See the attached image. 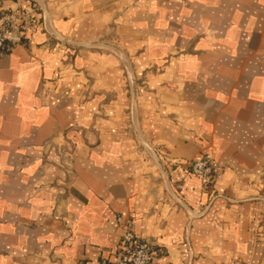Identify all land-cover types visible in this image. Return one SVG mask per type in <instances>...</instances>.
<instances>
[{
	"label": "crops",
	"instance_id": "0c3cea01",
	"mask_svg": "<svg viewBox=\"0 0 264 264\" xmlns=\"http://www.w3.org/2000/svg\"><path fill=\"white\" fill-rule=\"evenodd\" d=\"M19 8L0 264H112L118 215L167 264H264V0H0Z\"/></svg>",
	"mask_w": 264,
	"mask_h": 264
},
{
	"label": "built area",
	"instance_id": "2783aa9c",
	"mask_svg": "<svg viewBox=\"0 0 264 264\" xmlns=\"http://www.w3.org/2000/svg\"><path fill=\"white\" fill-rule=\"evenodd\" d=\"M33 16L32 9L0 10V58L8 50L7 43L12 32L20 29V22L31 26ZM186 167L205 188L210 187L222 175L221 165L211 153H204L201 157L189 161ZM116 221L121 235L112 264H167L162 261V251H157L156 246L134 232L132 220L128 216L118 215ZM100 264H107L106 259H102Z\"/></svg>",
	"mask_w": 264,
	"mask_h": 264
}]
</instances>
